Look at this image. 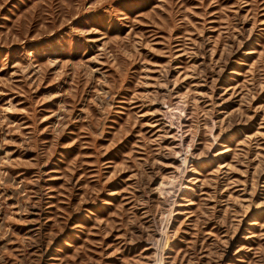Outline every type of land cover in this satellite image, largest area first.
<instances>
[{"label":"rangeland","instance_id":"374dc122","mask_svg":"<svg viewBox=\"0 0 264 264\" xmlns=\"http://www.w3.org/2000/svg\"><path fill=\"white\" fill-rule=\"evenodd\" d=\"M0 264H264V0H0Z\"/></svg>","mask_w":264,"mask_h":264},{"label":"water","instance_id":"95a60500","mask_svg":"<svg viewBox=\"0 0 264 264\" xmlns=\"http://www.w3.org/2000/svg\"><path fill=\"white\" fill-rule=\"evenodd\" d=\"M168 95H169V94H168ZM167 100H168V103H166V106H167L168 104H170V103H169L170 100H171L170 95H169V99L167 98Z\"/></svg>","mask_w":264,"mask_h":264}]
</instances>
